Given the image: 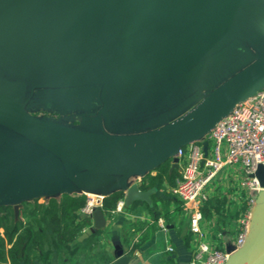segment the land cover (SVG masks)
<instances>
[{"label":"rangeland","instance_id":"374dc122","mask_svg":"<svg viewBox=\"0 0 264 264\" xmlns=\"http://www.w3.org/2000/svg\"><path fill=\"white\" fill-rule=\"evenodd\" d=\"M248 4V14L245 10L235 19H230L225 31L206 42L198 54L183 61L174 57L170 60L165 56L143 66L126 67L121 66L125 62L123 50L117 40L110 37L111 34L101 36L93 30L94 27L81 34L68 17H63L41 0H0V95L20 103L27 113L39 120L84 134L127 136L165 125L171 119L176 121L181 113L179 116L176 114L189 95L200 91L201 98L205 99L248 66L264 58V0H252ZM235 39L239 40L237 48L198 76L186 77L195 64ZM86 80L105 81V98L96 109L69 111L56 117L50 107H46L48 103L71 107L66 88ZM194 106L191 104L184 112ZM239 168L240 165L235 167L237 171ZM147 172L131 174L128 180ZM234 174V168L230 167L227 185L230 181L236 184L244 178V174H239L236 181ZM91 179L93 190L77 191L107 196L113 189L120 188L123 176L107 177L103 184L94 177ZM60 194L42 196L40 202ZM257 212L254 230L258 232L264 224V205ZM175 217L182 225L190 223L189 216L182 210ZM127 227L123 228L125 247L131 239L128 238ZM107 233L104 234L105 240L110 237ZM211 237V242L224 249L225 239H220L217 232H213ZM234 238L235 234L230 239ZM105 240L103 245L107 249ZM119 250L114 247L110 251L112 259L116 258ZM81 258L85 264L96 260L94 256L88 259L86 254Z\"/></svg>","mask_w":264,"mask_h":264},{"label":"water","instance_id":"95a60500","mask_svg":"<svg viewBox=\"0 0 264 264\" xmlns=\"http://www.w3.org/2000/svg\"><path fill=\"white\" fill-rule=\"evenodd\" d=\"M63 8L85 24V30L94 27L99 35H110L120 49H134L139 41L163 39L179 41L192 20L203 15L215 0H56ZM69 18V17H68ZM90 19H94L91 22ZM72 21V18H69ZM74 21V20H73ZM95 24V25H94ZM106 29V30H105ZM89 32V31H88ZM107 36V35H106ZM235 39L218 52L195 64L188 72L192 77L204 71L226 53L237 48ZM264 87V58L256 61L228 80L205 98L202 103L159 131L137 136H111L84 134L50 122L39 120L26 112L11 98L0 95V207L13 206L15 220L20 217L22 203L56 192L72 194L80 188L83 179L93 176H123L120 185L125 192V205L149 203L151 192L141 191L138 185L127 183L128 176L152 171L172 160L170 172L179 170L176 152L190 142L204 137L221 119L243 100ZM105 81H81L69 85L67 91L87 103L94 95L101 104L105 98ZM204 90V87L201 88ZM202 93L186 101L179 115L195 103ZM51 107V105H49ZM55 111L67 112L65 107ZM85 107V106H84ZM87 108V107H85ZM175 115V116H176ZM172 118V117H171ZM14 132L15 137L9 136ZM154 139L144 147L121 154H98L90 149H103L110 141ZM90 141V142H89ZM209 141L203 142L207 153ZM78 171L83 172L78 173ZM257 178L264 188V167L259 166ZM251 240L246 248L234 255L226 264H264V224L254 230L258 209L264 205V191L258 197ZM94 228L102 230L107 220L101 208L94 215ZM115 264H141L136 257L124 251L116 253ZM179 264H189L182 262Z\"/></svg>","mask_w":264,"mask_h":264},{"label":"trees","instance_id":"16d2710c","mask_svg":"<svg viewBox=\"0 0 264 264\" xmlns=\"http://www.w3.org/2000/svg\"><path fill=\"white\" fill-rule=\"evenodd\" d=\"M41 1L51 6L54 11L58 10L63 17L72 18V22L80 29L81 34L86 31L85 24L72 15L67 8L59 5L61 4L59 1ZM249 1L252 0H215L207 12L192 20L191 26L183 32L179 41L163 39L151 42L139 41L134 49L123 48L125 62L121 66H143L153 59L165 56L170 60L174 57V59L183 61L186 57L198 54L206 42L225 31L230 24V19H235L240 12L245 10L248 14L250 11ZM195 95L196 93H192L186 99L189 100ZM203 100L200 97L195 101L194 107L202 103ZM190 110L183 111L180 118ZM174 122L175 119H171L165 125L127 136L159 131ZM171 163L172 160H168L154 169L158 172L156 176L148 175L149 186L147 188L157 184L161 187L165 180L173 187L176 185L180 173L177 170L170 172ZM93 177L101 184L106 180V177H102V179L99 176ZM91 178L83 179L78 187L93 190L91 189V180H93ZM124 197L123 191H115L107 195L103 202L104 214L114 210L118 201ZM85 204L86 197L84 195L67 193L51 197L44 203L40 202V198L28 200L22 203L18 220H15L13 206L0 207V264H53L55 257L64 264H79L83 254H86L88 259L91 256L96 258L86 264H105L111 261V257L102 244L105 230L95 229L93 218H84L79 214ZM225 204L226 199L209 201L203 209L204 216L210 218L214 211L219 216L218 222L220 223L224 218ZM127 208L129 207L125 206V209ZM159 218L160 214L156 213V223ZM229 218L234 219L235 216L230 215ZM86 227L91 229V234L87 238L81 239Z\"/></svg>","mask_w":264,"mask_h":264},{"label":"built area","instance_id":"2783aa9c","mask_svg":"<svg viewBox=\"0 0 264 264\" xmlns=\"http://www.w3.org/2000/svg\"><path fill=\"white\" fill-rule=\"evenodd\" d=\"M205 140L209 141L207 153L203 151ZM175 157L179 159L180 177L170 192L180 203L181 210L189 216L194 249L189 264H226L251 240L258 197L264 191L256 176L258 167H264V87L237 104L204 137L181 147ZM237 165H240L238 171L235 169ZM230 167L235 171L234 180L237 181L239 174H244V178L236 184L230 181V188L234 191L229 195L225 192L228 189L226 181L230 180ZM141 183L138 178L133 184ZM218 193L227 200L225 214L232 212L234 205L238 209L235 238L229 247L224 243V249H219L209 239L213 232L207 226L212 223L203 213L206 204ZM79 195L86 197V204L79 211L82 217L93 218L98 208L103 210L105 195L85 191ZM125 206L124 197L114 210L104 215L109 220L123 213ZM158 223L163 231H167L163 218ZM89 229L86 227L83 234ZM218 237L221 239L220 234ZM168 252H173V249L168 248Z\"/></svg>","mask_w":264,"mask_h":264},{"label":"crops","instance_id":"0c3cea01","mask_svg":"<svg viewBox=\"0 0 264 264\" xmlns=\"http://www.w3.org/2000/svg\"><path fill=\"white\" fill-rule=\"evenodd\" d=\"M157 173V171L152 170L145 175H136L131 180L127 179V183L132 185L135 180L140 178L142 183L139 184L138 187L141 191L148 190L151 192L150 201L149 203H136L124 209L123 213H118L114 215L113 218L110 217L109 220L106 218L107 224L105 228H108L109 231L105 229V232H108L107 234L110 237L109 240H105L103 236V241L105 240L107 243V249L105 250L110 257V251L116 247L120 248L128 256L138 258L141 264H179L191 261L194 252L192 242L193 236L190 232V226L182 225L178 217H175L177 212H181V207L180 203L170 192L173 186L165 180L161 187L157 184L154 187L147 188L149 186V180H147L148 175L154 177ZM109 185L112 186V183H109ZM229 185H226L228 189L225 193L230 195L234 190L230 188L231 185ZM115 191H123L124 194L126 192L121 185L119 189H113L111 193ZM79 194L78 192L76 195ZM222 199L226 198L220 196V193H218L216 196H213L210 201H221ZM156 213H159L160 218H163L165 221L167 231H163L159 223L155 222ZM230 215L235 216V218H229ZM205 218L208 222L212 223V225L207 226V229L210 232H217L220 234L221 239H225L224 243L229 247L232 240L230 238L233 237L236 232V220L238 218L237 207L234 205L232 212L227 214L224 213V218L220 223L218 222L219 216L214 211H212V216L210 218ZM125 224L128 225V238H131L128 247L124 246V241L122 239L123 228L126 226ZM90 234L91 229L84 233L81 239L87 238ZM103 241L102 244H104ZM168 248H172L173 252H168ZM115 261L116 258L105 264H115ZM53 264L64 263L60 262L57 257H55ZM79 264H85L83 258L79 260Z\"/></svg>","mask_w":264,"mask_h":264},{"label":"bare ground","instance_id":"6f19581e","mask_svg":"<svg viewBox=\"0 0 264 264\" xmlns=\"http://www.w3.org/2000/svg\"><path fill=\"white\" fill-rule=\"evenodd\" d=\"M153 139L154 137L139 140L110 141L104 144L105 147L103 149H90L89 151L98 154H121L132 152L149 144Z\"/></svg>","mask_w":264,"mask_h":264},{"label":"flooded vegetation","instance_id":"af4514ba","mask_svg":"<svg viewBox=\"0 0 264 264\" xmlns=\"http://www.w3.org/2000/svg\"><path fill=\"white\" fill-rule=\"evenodd\" d=\"M101 94H102V91L100 93H98V95L97 94L94 95L93 98H90V101L89 102L83 103V102L78 101L77 96H75L72 92L67 91V95L66 96H67V99L70 101L69 104L71 106V107H65V108H68L69 109L67 112H60V111L58 112V111L53 110L54 109L53 106H55V108H59V107H57L54 104H49L48 103L46 105V107H48L49 105H51L50 111L56 117L57 116H60V115H62L64 113H68L69 111H75V110H77V111H91V110L96 109L100 105V103H99V96L101 97ZM84 106L87 107V108H85ZM59 119H60V117H59ZM0 128H3V127L0 126ZM3 129H5V128H3ZM5 131H8V130L5 129ZM13 135L16 136V134L14 132H9V136H13Z\"/></svg>","mask_w":264,"mask_h":264}]
</instances>
